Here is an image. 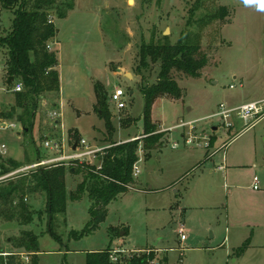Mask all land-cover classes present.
Listing matches in <instances>:
<instances>
[{"label":"rangeland","instance_id":"374dc122","mask_svg":"<svg viewBox=\"0 0 264 264\" xmlns=\"http://www.w3.org/2000/svg\"><path fill=\"white\" fill-rule=\"evenodd\" d=\"M68 1L73 8L65 17L50 15L67 81L61 101L58 104L54 93H43L28 132L16 120L19 108L10 117H1L16 126L0 130V145L6 148L0 158L20 164L9 173L57 157L60 152L45 147V140L58 141L60 151L69 154L74 143L83 139L91 147L102 148L84 160L99 165L110 141L139 138V172L127 192L110 200L104 219L89 232L90 200L86 193L70 199L82 178L68 173L66 210L52 222L60 240L47 230L44 194L28 195L41 217L34 215L24 227L0 221V250H12L9 239L30 228L38 235L39 264H85L87 252L108 246L115 256L152 253L150 264H264V0H205L193 14L190 10L196 0ZM218 6H226L228 16L201 30L200 50L207 62L200 75L191 77L175 70L172 76L182 89L181 97H159L152 106L151 117L157 132L162 131L154 147L143 137L145 103L134 69L138 47L163 35L174 43L187 27L196 28L202 14ZM12 18V12L0 4V37L10 31ZM55 38L48 44L53 52L50 46ZM2 60L5 55L0 49ZM157 73L156 65L143 70L148 83L155 81ZM6 80L5 66L0 63V112L15 106L11 87L16 80L9 86ZM94 81L107 93L113 127L108 137L105 121L94 109ZM116 88L124 91L122 109L108 99ZM249 101L260 103L258 114L245 119L235 110L227 117L215 115L220 104L230 109ZM123 118L129 120L125 125ZM190 135L194 142L185 144ZM233 156L241 167L230 179L215 167ZM253 175L258 178V189L250 185ZM180 225L185 229L182 241L177 235Z\"/></svg>","mask_w":264,"mask_h":264},{"label":"trees","instance_id":"16d2710c","mask_svg":"<svg viewBox=\"0 0 264 264\" xmlns=\"http://www.w3.org/2000/svg\"><path fill=\"white\" fill-rule=\"evenodd\" d=\"M205 0H196L190 14L201 8ZM2 7L13 14L12 27L9 32L0 37V49L4 51L5 72L13 76V80L22 84V91L15 92V106L9 111L0 112L1 117H10L16 108L20 109L16 120L22 125L24 132L30 131L35 122L34 118L39 108V100L43 93L59 95V72L56 51L48 49L49 42L55 38L57 28L50 15L63 18L73 8V2H57V0H0ZM228 16L226 6L204 13L196 20V28L182 32L174 43L168 42L163 35L155 40L141 42L138 47V62L135 66L136 74L140 77L137 83L144 98L143 133L150 144L157 147L162 138V131L157 132L156 124L151 117L152 106L159 97H170L176 100L181 97L182 89L173 72L180 71L189 76L198 77L200 70L206 65L207 56L200 50L201 30L215 20H224ZM192 18V17H191ZM191 20V19H190ZM192 23L188 22V26ZM156 65L158 73L152 83H148L143 70ZM13 82V81H12ZM11 82L8 84V86ZM94 109L105 121L107 137L111 135V112L107 103L105 88L98 81L93 82ZM56 108L55 104H51ZM122 124L128 123L123 118ZM142 139L135 138L125 142L110 141L109 146L101 153L100 164H87L75 159L68 164L58 163L41 165L24 173L8 176L0 181V221L15 222L25 226L32 222L34 215L41 217V211L35 210L28 195L43 193L45 196L44 212L47 213L49 233L60 240L53 231V220L59 213L66 210L67 190L65 177L68 173L81 175L75 191L69 195L71 200L79 199L86 193L90 200L89 221L87 230L93 231L107 211V204L117 195L127 192V187L133 181L132 167L138 160L137 149ZM144 146V145H143ZM142 146V147H143ZM149 148V146H146ZM146 147L144 149H146ZM152 147V146H151ZM20 164L8 159L4 162L0 158V174H6ZM38 235L30 228L21 229L19 234L9 239L12 250H0V264H24L15 255V251H27L31 260L27 264H39ZM241 247H239L240 249ZM110 246L104 249L87 252L85 264H150L154 259L152 253H134L125 257L119 253L113 260ZM166 259V257H165Z\"/></svg>","mask_w":264,"mask_h":264},{"label":"built area","instance_id":"2783aa9c","mask_svg":"<svg viewBox=\"0 0 264 264\" xmlns=\"http://www.w3.org/2000/svg\"><path fill=\"white\" fill-rule=\"evenodd\" d=\"M14 92H20L22 91V84L19 81H15L14 85L11 88ZM124 95V91L121 88H116L114 91H112L109 95H108V99L110 102L114 103L117 107V109H122L125 107V104L122 102L121 98ZM220 112L215 113V115H223L225 117H227L229 115L230 111L235 110L237 113V116L240 117L241 119H245L248 118L249 116H252L254 114H258L259 110H260V103L259 102H249V103H245L244 105H241L237 108H230V109H225V105L224 104H220ZM16 125L15 123L12 122H5L3 120L0 119V130H5L6 128H14ZM191 138L187 140V142H190ZM76 146L75 149H71V152L69 154H65L63 152L60 151V146H59V142H53V141H48L45 140L44 141V145L45 147H49L51 150L55 151V152H60L58 154V156H54L52 158H48V159H41L38 162L32 163V164H27L24 165V167L22 168H18L16 170H14L13 172H9L6 174H0V181L7 179L8 176L17 174V173H24V171L26 170H32L35 169L36 167H39L41 165H49V164H58V163H65L68 164L70 161H73L75 159H78L80 161H84L86 158L92 156V154L94 152L100 151L102 148L101 147H97V146H90L88 144L85 143V141L83 139H80L78 142H75ZM176 146V143L173 144V147ZM5 145L1 144L0 145V153L5 151ZM138 162V160H137ZM134 163L133 167H132V171H133V176L136 177L138 175V167L136 165V163ZM258 178L257 176H254L252 178V187L254 189H258ZM177 235L180 238V240H185V229L183 227V225H180L179 228L177 229ZM112 251V250H111ZM15 253V255H17L21 261L24 264H27L30 259V253L29 252H25V251H15L13 252ZM110 257H112L113 260H116L117 257L113 254L110 255Z\"/></svg>","mask_w":264,"mask_h":264},{"label":"crops","instance_id":"0c3cea01","mask_svg":"<svg viewBox=\"0 0 264 264\" xmlns=\"http://www.w3.org/2000/svg\"><path fill=\"white\" fill-rule=\"evenodd\" d=\"M58 44V41H57V38H55V41L51 44V48L54 50V51H56V54H57V58H58V63H57V66H56V68H57V71L59 72V88H60V91H59V95H58V104L60 103V101H61V96L64 94V87H65V85H66V82L67 81H65V70L63 69V66H62V64H61V61H60V59H61V55L58 53V50H57V47H56V45ZM0 63L1 64H4V62H3V60L2 61H0ZM8 78V77H7ZM6 82H7V80H6ZM7 84V83H6ZM8 85V84H7ZM14 85V84H13ZM12 85V86H13ZM12 88V87H11ZM249 102H253V101H249ZM249 102H244V104L245 103H249ZM244 104H241V105H244ZM240 105V106H241ZM236 107H238V106H236ZM10 109H7L6 111H9ZM57 113L58 112H56L55 110H53L52 111V114H54V115H57ZM240 118V117H239ZM0 119L1 120H3V121H5L4 119H2L1 118V116H0ZM54 122H55V124L57 125L59 122H58V120H54ZM185 123V122H184ZM17 134H19V132H17ZM191 136V135H190ZM167 137V136H166ZM168 138V137H167ZM191 138V141L190 142H187V140L188 139H190ZM190 138H185V144H188V143H192V142H194L192 139V136L190 137ZM132 139V138H131ZM134 139V138H133ZM176 146H177V143H176ZM175 146V147H176ZM227 146V144L225 143L224 145H223V147H226ZM160 149V148H159ZM208 158L210 157V156H207ZM15 158H17V157H15ZM241 167V164H240V160H238V158L236 157H234L233 156V158L231 159V160H229L228 161V157L227 158H225V161H224V163H223V165H221V166H216L215 168L216 169H219V170H224V172H225V177H227V178H230V179H233V177H234V170H236V168H240ZM254 176H256V175H253V177ZM252 177V178H253ZM251 183H252V179H251ZM251 183H250V185H251ZM149 188V187H148Z\"/></svg>","mask_w":264,"mask_h":264},{"label":"water","instance_id":"95a60500","mask_svg":"<svg viewBox=\"0 0 264 264\" xmlns=\"http://www.w3.org/2000/svg\"><path fill=\"white\" fill-rule=\"evenodd\" d=\"M164 34H166V30L163 32ZM4 62V61H3ZM127 76L128 77H131V74L130 73H127ZM13 81V76H8V78H7V84H9L10 82H12ZM135 139V138H134ZM75 146H76V143H74V145H73V147H72V149H75Z\"/></svg>","mask_w":264,"mask_h":264},{"label":"bare ground","instance_id":"6f19581e","mask_svg":"<svg viewBox=\"0 0 264 264\" xmlns=\"http://www.w3.org/2000/svg\"><path fill=\"white\" fill-rule=\"evenodd\" d=\"M130 3H133V0H128Z\"/></svg>","mask_w":264,"mask_h":264}]
</instances>
